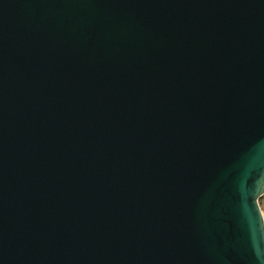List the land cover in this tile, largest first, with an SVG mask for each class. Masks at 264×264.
<instances>
[{"label": "water", "instance_id": "obj_1", "mask_svg": "<svg viewBox=\"0 0 264 264\" xmlns=\"http://www.w3.org/2000/svg\"><path fill=\"white\" fill-rule=\"evenodd\" d=\"M264 0H0V264H256Z\"/></svg>", "mask_w": 264, "mask_h": 264}, {"label": "clouds", "instance_id": "obj_2", "mask_svg": "<svg viewBox=\"0 0 264 264\" xmlns=\"http://www.w3.org/2000/svg\"><path fill=\"white\" fill-rule=\"evenodd\" d=\"M253 254L256 260V264H264V248L254 245Z\"/></svg>", "mask_w": 264, "mask_h": 264}, {"label": "rangeland", "instance_id": "obj_3", "mask_svg": "<svg viewBox=\"0 0 264 264\" xmlns=\"http://www.w3.org/2000/svg\"><path fill=\"white\" fill-rule=\"evenodd\" d=\"M261 199L263 200L261 210H263L264 209V196Z\"/></svg>", "mask_w": 264, "mask_h": 264}, {"label": "trees", "instance_id": "obj_4", "mask_svg": "<svg viewBox=\"0 0 264 264\" xmlns=\"http://www.w3.org/2000/svg\"><path fill=\"white\" fill-rule=\"evenodd\" d=\"M261 198H259V205H260V207H262V202H263V200Z\"/></svg>", "mask_w": 264, "mask_h": 264}, {"label": "crops", "instance_id": "obj_5", "mask_svg": "<svg viewBox=\"0 0 264 264\" xmlns=\"http://www.w3.org/2000/svg\"><path fill=\"white\" fill-rule=\"evenodd\" d=\"M263 216H264V209L262 210Z\"/></svg>", "mask_w": 264, "mask_h": 264}]
</instances>
